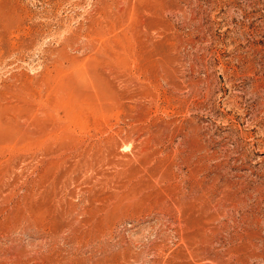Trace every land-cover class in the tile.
<instances>
[{"label":"rangeland","instance_id":"374dc122","mask_svg":"<svg viewBox=\"0 0 264 264\" xmlns=\"http://www.w3.org/2000/svg\"><path fill=\"white\" fill-rule=\"evenodd\" d=\"M0 264H264V0H0Z\"/></svg>","mask_w":264,"mask_h":264}]
</instances>
